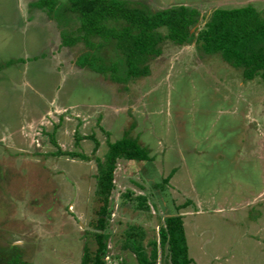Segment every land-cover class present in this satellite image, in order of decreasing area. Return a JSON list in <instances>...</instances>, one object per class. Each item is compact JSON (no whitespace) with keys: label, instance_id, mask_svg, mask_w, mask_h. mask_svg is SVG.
<instances>
[{"label":"rangeland","instance_id":"374dc122","mask_svg":"<svg viewBox=\"0 0 264 264\" xmlns=\"http://www.w3.org/2000/svg\"><path fill=\"white\" fill-rule=\"evenodd\" d=\"M36 1L0 0V64L15 61L0 69V246L29 264H80L98 165L127 137L151 160L115 162L104 264H137L121 248L127 230L148 253L170 215L182 217L190 264H264V78L166 40L147 75L113 81L78 67L82 44L61 47L66 27ZM125 1L195 9V28L215 9L264 16V0Z\"/></svg>","mask_w":264,"mask_h":264},{"label":"trees","instance_id":"16d2710c","mask_svg":"<svg viewBox=\"0 0 264 264\" xmlns=\"http://www.w3.org/2000/svg\"><path fill=\"white\" fill-rule=\"evenodd\" d=\"M45 5L50 18L74 15L79 21L74 38L61 37L62 46H72L78 41L83 43L85 51L78 57L77 64L96 74L109 76L113 81L127 82L147 75L148 62L161 53L166 40L176 46L194 44L200 55H218L231 68L240 70L244 80L255 76L264 78V16L251 5L215 9L202 17L204 24L200 28H195L201 17L199 13L182 5L152 12L140 2L123 0H65L63 3L38 0L32 3L38 8ZM160 29L165 34L160 33ZM14 62L10 60L0 64V69L10 67ZM87 138L96 143L92 136ZM107 145L109 149L105 159L98 165L95 196L99 208L94 225L85 230L86 243L80 264H104L109 238L105 232L106 220L112 211L109 197L114 188L115 162L118 159L134 162L151 160L137 139L122 137ZM70 155L86 159L82 154ZM137 201L139 208L146 209L143 197H138ZM182 223L181 216L165 217L164 225L159 229V243L149 241L151 249L148 253L142 246L143 235L136 236L132 229L125 233L121 248L133 253L137 264H156L158 247L160 264H190ZM23 253L15 245L0 246V264H29L17 258Z\"/></svg>","mask_w":264,"mask_h":264},{"label":"flooded vegetation","instance_id":"af4514ba","mask_svg":"<svg viewBox=\"0 0 264 264\" xmlns=\"http://www.w3.org/2000/svg\"><path fill=\"white\" fill-rule=\"evenodd\" d=\"M60 1V3H63L65 0H59ZM123 1H125V0H123ZM37 2V1H36ZM35 2V3H36ZM30 7L31 8H33L34 10H38V11H40V12H42L44 15H45V17H46V19L47 20H49V22H52V21H55L58 25L57 26H59V24H62V27H66L65 29H63V30H60V37H63V35H66V36H68V37H70L71 39L72 38H74L75 37V33H74V30L77 28V27H79V21H77V20H75V18H74V15H71V16H64V17H62V16H57V17H52V18H50L47 14H46V11H47V7H46V5L44 6V7H42V8H38V7H33L32 6V4H30ZM68 17V18H67ZM67 18V20H69L70 22L69 23H67L66 21H65V19ZM61 27V26H60ZM61 43H62V39H61V41H60ZM60 43V44H61ZM82 44V46H83V49H84V51H85V48H84V45H83V43L82 42H80V41H78V42H76V43H74V44H72V46H62V44L60 45L61 47H66V48H68V47H74V46H76L77 44ZM191 45H194V44H191ZM176 46V45H175ZM182 46H187V45H182ZM182 46H180V47H182ZM77 60H78V58L76 59V63H77ZM78 65V64H77ZM78 67H80L79 65H78ZM81 68V67H80ZM87 69V68H86ZM89 70V69H88ZM93 73V72H92ZM95 74V73H94Z\"/></svg>","mask_w":264,"mask_h":264}]
</instances>
